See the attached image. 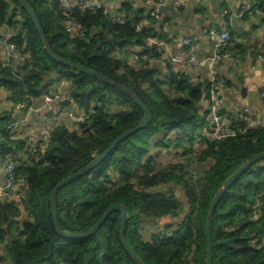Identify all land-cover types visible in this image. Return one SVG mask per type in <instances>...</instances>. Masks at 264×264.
<instances>
[{
    "label": "trees",
    "instance_id": "16d2710c",
    "mask_svg": "<svg viewBox=\"0 0 264 264\" xmlns=\"http://www.w3.org/2000/svg\"><path fill=\"white\" fill-rule=\"evenodd\" d=\"M26 1L56 55L129 89L150 115L145 129L124 140L90 173L58 191L59 227L83 234L109 207L122 205L128 214L125 240L143 264H205L209 205L236 170L264 153V125L241 127L234 137L209 139L201 108L209 82L199 77L189 83L168 63L167 77L163 81L158 78L151 65L161 53L150 49L147 40L165 41V36L157 37L152 28H136L150 18L142 8L133 9L134 0H122L120 14L128 20L121 25L111 24L101 10L65 14L60 0ZM12 7L17 8L12 0H0V28L7 25L17 33L12 42L27 60L22 68L0 63V89L16 106L21 102L29 106L28 96L39 98L50 88L46 80L63 79L69 85L66 98L72 102L78 122L54 128L35 159L25 151L26 141L14 140L5 130V125L14 121L12 117L0 113V139L4 140L0 141L1 160L18 149L24 151L26 159L15 170L24 186V197L19 202L0 203V245L5 247L7 263L134 264L119 243L118 212L112 213L92 237L64 239L53 229L49 194L57 183L139 124L142 113L122 93L50 60L25 13L18 9L22 17L16 19ZM67 21L75 22L83 36L67 34ZM131 46L141 50L136 67L115 55ZM232 49L230 36L227 53L234 58ZM171 151L186 157L187 163L206 168L193 180L183 173L182 165L157 168L156 160ZM161 187L174 188L181 197L171 192L153 193ZM184 204L188 212L182 215ZM161 218L178 221L165 225L155 222ZM155 230L161 232L154 234ZM210 239L211 264H264V162L242 174L220 198L212 216Z\"/></svg>",
    "mask_w": 264,
    "mask_h": 264
},
{
    "label": "crops",
    "instance_id": "0c3cea01",
    "mask_svg": "<svg viewBox=\"0 0 264 264\" xmlns=\"http://www.w3.org/2000/svg\"><path fill=\"white\" fill-rule=\"evenodd\" d=\"M79 0H60L61 3L74 5ZM173 0H163L159 4V0H134L133 9L135 11L142 8L144 15L155 8L160 9L166 5H172ZM252 0H181L180 5L175 8L179 13L185 14L187 9L190 13L186 17L175 18L169 12L166 15H160V19H145V27L152 28L157 32V37L165 36V49L162 50L160 59L152 63L158 73V78L163 81L167 74V57L181 56L184 53V47L181 41L185 38L195 37L197 39L196 56L203 59L210 55L212 50V41L207 36L208 30H223L225 27L229 30L232 49L230 60L219 63L206 64L200 69H193L189 64L177 66L176 70L186 73L189 77H195L197 74L203 79H207L208 70L213 71L223 80L222 84V110H248L250 113L261 117L264 114V64L258 61V56H264V0H255V10L253 14L240 15L241 7ZM122 0H113L104 2L106 7L120 12V4ZM256 2L259 7L256 6ZM227 15L222 16L225 12ZM149 17V16H148ZM16 18H18L16 16ZM2 31L0 29V63L5 61V47L1 41ZM139 48L136 46L126 47L123 49L122 59L126 60L130 65V56L137 53ZM230 56V55H229ZM120 57V58H121ZM238 60V63L234 62ZM166 63V64H165ZM14 64V63H13ZM49 80V81H48ZM45 81V85H50L55 92L67 96L68 83L59 79L50 78ZM51 80V81H50ZM58 81L51 84L52 81ZM68 100V99H66ZM65 100V101H66ZM0 101L4 115H10L15 122L20 124L14 140L26 141L27 138L41 140L48 134L51 128L49 121L45 118L44 112L48 105L45 101L37 102L38 112L28 114L26 111L19 109L9 100L8 94L0 89ZM63 104L62 120L66 125H75L69 120L70 113H74L75 109L72 102ZM54 105V104H52ZM50 105V106H52ZM46 106V107H45ZM76 113V112H75ZM77 114V113H76ZM75 114V115H76ZM78 120V118L76 117ZM9 158L16 164L25 162L23 150L10 151ZM2 166L0 164V180L3 179ZM24 186H20L22 190ZM25 219L24 216L22 220ZM0 264H8L4 245H0Z\"/></svg>",
    "mask_w": 264,
    "mask_h": 264
},
{
    "label": "built area",
    "instance_id": "2783aa9c",
    "mask_svg": "<svg viewBox=\"0 0 264 264\" xmlns=\"http://www.w3.org/2000/svg\"><path fill=\"white\" fill-rule=\"evenodd\" d=\"M163 0H159V4H162ZM181 3V0H173L172 7L177 8ZM255 0L250 1L249 3L244 4L240 9V15L253 14L255 8ZM63 10L65 14H70L73 10H78L80 12H95L101 10L104 16L111 24H124L128 19L123 16V14L117 13L114 10L106 7V4L103 0H79L74 5H67L62 3ZM12 12L18 18L22 17L18 11ZM256 11V10H255ZM227 15L226 11L222 13V16ZM149 18L158 21L160 19V14L158 13V8L151 10L148 14ZM17 19V18H16ZM146 23H140L136 28L141 30L145 27ZM134 26V25H133ZM65 31L70 36H83L82 30L79 26L73 21H67L65 23ZM2 31V43L5 47V61H3L2 66H14L18 65L22 68L26 64V55H20L15 44L12 42V39L17 36V33L11 29L9 26L4 25L1 28ZM264 30V28H263ZM22 35L25 34V31H21ZM207 36L212 41V50L209 56L200 59L196 56L197 49V39L195 37L185 38L181 41L182 46L184 47V53L181 56H172L167 57V63L172 67V71L175 74L184 76L189 83H193L200 76L197 74L195 77H189L186 73L182 71H177V66H184L189 64L193 69H200L201 66L211 63H219L226 60H230L231 57L227 53V48L229 47L230 34L227 27L221 31L215 29H210L207 32ZM166 42L160 38H152L147 40V46L150 49H153L156 53H161L165 49ZM141 53L139 49L137 53H134L130 56L133 61L132 66L136 67L138 61L140 60L138 54ZM124 54L123 50L117 51L116 56L120 57ZM9 58L14 59V64L8 62ZM258 61L261 64H264V56H258ZM235 63H238L237 59H234ZM207 81L209 82V87L207 89V97L202 101V111L206 114V122L208 125L207 136L209 139H225L229 137H234L239 131L240 128L245 129H256L264 125V121L261 117H258L248 110H222V84L223 80L220 76L215 74L213 71L208 70ZM29 99V106L25 103H19L18 108L26 111L28 114H35L38 112L37 102L43 100L48 105L46 111L44 112L45 118L49 121L51 128L48 131V134L43 137L41 140H36L34 138H27L25 144V151L33 156L35 159H38V152L42 150L49 141V135L54 128L66 125L62 120V109L63 102L67 99L64 95H61L55 92L51 87L46 89V91L39 98H33L31 96L27 97ZM54 104V105H52ZM52 105V106H50ZM46 107V106H45ZM2 111V104L0 101V113ZM69 120L77 125L78 120L74 113H70ZM2 124L0 122V128ZM20 124L18 122L12 121L5 125V130L13 136V139H16V132L18 131ZM1 142H4L3 138L0 139ZM2 147H0V153ZM0 164L3 171V179L0 180V203H11L19 202L24 197V188L21 190L20 181L16 175L17 164L14 163L9 157L5 160H1ZM11 189L13 193L7 194L5 190Z\"/></svg>",
    "mask_w": 264,
    "mask_h": 264
},
{
    "label": "water",
    "instance_id": "95a60500",
    "mask_svg": "<svg viewBox=\"0 0 264 264\" xmlns=\"http://www.w3.org/2000/svg\"><path fill=\"white\" fill-rule=\"evenodd\" d=\"M13 3L17 6V8H13V11L22 10L27 18L30 20L33 29L35 33L38 36L39 42L41 44L43 52L46 54V56L52 60L54 63L57 65L63 66L65 68H68L76 73L86 75L89 77H92L102 84H105L116 91L122 93L124 96H126L134 105L138 107V109L142 113V119L139 124H137L135 127L132 129H129L122 134H120L101 154H99L96 158H94L90 163H88L86 166L82 167L69 177L63 179L59 183H57L52 190L50 191L49 194V208H50V216L52 220V225L55 233L60 236L61 238L64 239H87L92 237L98 230L99 228L104 224V222L107 220V218L114 212H118L120 214V226H119V243L126 253V255L131 259V261L134 264H143L139 258L133 253V251L130 249L128 246L126 240H125V228L126 224L128 221V214L127 210L124 206L122 205H113L109 207L103 214L102 216L97 220L95 224L85 233L83 234H71L68 232L63 231L59 225H58V220H57V206H56V197L58 191H60L62 188L68 186L72 182H75L76 180L82 178L86 174L90 173L92 170H94L96 167H98L104 160L105 158L119 145L121 144L124 140L135 134L139 130H143L147 127L149 121H150V115L148 113L147 108L145 105L140 101V99L129 89L125 88L124 86L120 85L117 82H114L110 79H108L105 76H102L96 72H93L83 66H80L78 64H75L71 61L65 60L58 55H56L44 33L43 29L41 27V24L36 16V13L34 9L31 7V5L26 1V0H12ZM171 13L172 16L175 18H180V17H186L189 15L190 11L187 9L185 14L179 13L175 8H173L171 5H166L164 7H161L158 9V13L160 15H166L168 13ZM8 62L10 64L14 63L13 58H9ZM204 97L202 98V100ZM67 103H70V101H67ZM261 119L264 121V114H262ZM264 162V153L256 155L252 158H250L246 163H244L238 170H236L222 185L221 189L215 194L214 198L212 199L208 212H207V217H206V224H205V239H206V256H205V264H211L212 263V253H211V239H210V228H211V223H212V216L214 209L220 200V198L223 196V194L226 192V190L229 188V186L236 180L238 179L242 174H244L247 170H249L252 166L254 165H261ZM7 194H12L13 190L7 189L5 190ZM173 193L177 198H180L181 195L178 192V190L171 188V187H161L158 189H155L153 193L156 194H162V193ZM187 207L184 204L183 205V215L186 214ZM150 220V219H149ZM178 219H170V218H161V219H156L155 222L159 223L160 225H165V224H170V223H176Z\"/></svg>",
    "mask_w": 264,
    "mask_h": 264
},
{
    "label": "rangeland",
    "instance_id": "374dc122",
    "mask_svg": "<svg viewBox=\"0 0 264 264\" xmlns=\"http://www.w3.org/2000/svg\"><path fill=\"white\" fill-rule=\"evenodd\" d=\"M58 81L54 80V81L51 82V84L54 83V82H58ZM48 86H50V85H48ZM67 101H69V100H66L65 104H67ZM153 152L156 154V150H153ZM153 152L151 154H153ZM176 152L177 151H175V153L173 151H171L169 153H163V155L160 156L156 160L157 168H159L160 170H162V169L164 170V169H166L168 167H174V166L182 165L183 166V173H187V178H189L190 180L191 179L193 180L194 177L198 176L199 173L206 168V166H203V165H194V164H192V162L191 163L190 162L187 163L186 162V160H187L186 157H183V156L178 157L176 155ZM176 175L180 176V173L177 172ZM167 197H170V195H168ZM187 212H188V209H187L186 213ZM183 213L184 212H182V215H183ZM147 221H150V220H147ZM141 228L143 229L142 230V234L145 235V233H146L145 229L147 228L146 223H144L143 227H141ZM160 232H161V230H155L154 234H159ZM149 234L150 233H147L146 235H149Z\"/></svg>",
    "mask_w": 264,
    "mask_h": 264
}]
</instances>
